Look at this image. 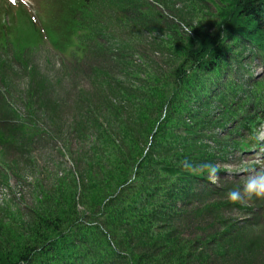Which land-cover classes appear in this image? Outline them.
I'll return each instance as SVG.
<instances>
[{
  "label": "trees",
  "instance_id": "16d2710c",
  "mask_svg": "<svg viewBox=\"0 0 264 264\" xmlns=\"http://www.w3.org/2000/svg\"><path fill=\"white\" fill-rule=\"evenodd\" d=\"M33 1L36 16L32 19L22 7L15 9L0 0L1 54L11 51L20 60L48 44L77 65L92 54L113 51L126 58L127 42L116 37L115 48H109L99 44L104 33L117 35L118 26L131 25L125 17L128 11L137 21V15L159 17L147 0ZM204 3L213 8L185 4V10H178V20L164 18L168 33L158 47L165 50L167 64L128 66L106 84L108 88L113 84L112 98L102 96L96 105L89 96L87 103L97 107L92 112L88 107L82 114L87 127L82 132L84 141L93 144L92 153L80 157L86 164L83 177L76 180L71 172L48 191L42 189L26 232L0 234V264L199 262L200 255L181 236L190 227L182 220L188 214L184 207L214 192L205 176L214 172L212 165L220 151L203 138L209 137L218 121L236 117L228 112L216 119L213 104L229 106V99L245 93L236 84L218 96L215 89L223 86L219 80L229 69L235 48L258 54L264 62V0ZM138 5H145L146 14L135 13ZM197 10L196 22L187 24L183 18ZM93 42L96 48L90 46ZM125 65L118 62L122 69ZM250 95L242 105L244 117L237 121L245 132H252L258 120L247 112V105L264 104V77L252 85ZM214 137L210 140L217 142ZM14 143L12 137L2 142ZM236 145L242 151L249 149ZM198 183L204 187H197ZM210 210L216 211L217 204L205 206L203 212Z\"/></svg>",
  "mask_w": 264,
  "mask_h": 264
},
{
  "label": "rangeland",
  "instance_id": "374dc122",
  "mask_svg": "<svg viewBox=\"0 0 264 264\" xmlns=\"http://www.w3.org/2000/svg\"><path fill=\"white\" fill-rule=\"evenodd\" d=\"M204 1L153 0L150 5L159 17L137 15L140 22L128 11L125 17L131 25L123 23L118 26L120 33L117 35L104 33L99 42L115 48L116 37H122L130 47L124 53L126 58L119 57L116 51L106 52L92 54L86 63L77 65L44 45L32 57L28 55L16 60L11 51L1 54L0 47L1 237L7 232L16 235L26 232L34 218L37 199L42 198V189L53 188V183L71 175V172L76 180L83 177L81 173L86 164L84 160L80 161V157L88 152L91 154L93 144L84 141L82 132L87 127L83 125L82 114L88 107L92 112L102 96H114L113 84L109 88L106 84L115 81L116 76L128 66L136 69L143 64H167L169 59L166 60L165 50L158 47L168 33L164 18L178 20V10H185V4L213 8ZM135 10L137 14L147 12L145 5H138ZM198 16L197 10L183 19L192 25ZM107 20L111 23L113 15ZM95 44L93 42L90 46L96 48ZM238 53V48H235L228 60L232 73L226 72L220 80L223 91L232 90L230 86L233 84L249 89L252 82L264 76V65L258 56H250L246 51L237 63L234 56ZM118 62L128 65L122 69ZM97 71L101 75H97ZM89 96L96 105L87 103ZM245 98L239 93L231 111H235ZM214 113L216 119L224 116L221 107ZM235 116V119L222 124L218 121L217 126L210 129L209 137L203 138L206 144L220 151L212 165L214 172L205 176L208 184L215 188L214 192L205 200H197L184 207L188 214L182 220L187 221L190 227L183 234L181 232V236L191 245V251L200 255L197 264H264V199L245 200L241 204L228 198L229 190L242 186L256 171L264 172V124L252 135L243 130L236 136L234 121L243 115L235 113ZM77 121L81 123L78 126L74 123ZM211 136H215L218 143L226 144L225 149H221L217 142L212 143ZM11 137L15 142L13 145L2 144L4 138ZM240 139L252 142L250 151L243 153L234 147L233 142ZM197 187L203 188L204 185L198 183ZM182 204L178 203L176 209H181ZM213 204H217L216 211L203 212L205 206Z\"/></svg>",
  "mask_w": 264,
  "mask_h": 264
},
{
  "label": "clouds",
  "instance_id": "9594fccd",
  "mask_svg": "<svg viewBox=\"0 0 264 264\" xmlns=\"http://www.w3.org/2000/svg\"><path fill=\"white\" fill-rule=\"evenodd\" d=\"M228 198L241 204L245 200L264 199V172L256 171L242 186L229 190Z\"/></svg>",
  "mask_w": 264,
  "mask_h": 264
}]
</instances>
